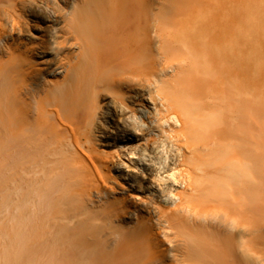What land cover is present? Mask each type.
<instances>
[{
    "label": "bare ground",
    "instance_id": "bare-ground-1",
    "mask_svg": "<svg viewBox=\"0 0 264 264\" xmlns=\"http://www.w3.org/2000/svg\"><path fill=\"white\" fill-rule=\"evenodd\" d=\"M236 4L264 55V0H0V264H264Z\"/></svg>",
    "mask_w": 264,
    "mask_h": 264
},
{
    "label": "rangeland",
    "instance_id": "rangeland-1",
    "mask_svg": "<svg viewBox=\"0 0 264 264\" xmlns=\"http://www.w3.org/2000/svg\"><path fill=\"white\" fill-rule=\"evenodd\" d=\"M246 9V10H245ZM248 9V10H247ZM230 10H232L231 11V14L233 15L231 18H232V20H231V22H230V29H229V31H230V38H232V39H234L233 41H236L237 43H233V41H232V43L233 44H235L236 46H235V48H237L236 50H239V52L237 53L236 51H234L235 50V48H233L232 46H230V51H229V55H230V57H229V60H231V61H229V63H228V65L229 66H231L232 64L235 66H233L234 67V69L235 68H237V69H235V74H237L236 76H234L235 74L234 73H232V75L234 76H232L233 77V83L231 84L232 85V87L234 86L233 84L235 83V84H237L236 85V87H235V89H237L238 88V96L240 97V98H243V100H244V98L248 101V98L250 97V94H249V92H247V91H243V88H242V86L244 85V86H247V84L245 85V83H246V81L248 80V74L250 73V74H252V73H254V72H256V71H259L261 68H264V59L263 58H261L262 60H260V56L261 57H264V55L260 52V51H258V49H257V47H255L256 46V44H257V42H258V40H257V34H258V28H257V26H256V22H257V20H259V13L253 8V9H251V8H246V7H243L242 5H240V4H236V5H233V6H230ZM245 12V13H244ZM244 13V14H243ZM242 16V17H241ZM235 19H238V20H236V22H235ZM256 19V21H255V23H254V20ZM250 21V24L248 23ZM232 23V24H231ZM235 23V24H234ZM243 23V24H242ZM239 24H241V25H239ZM255 24V25H254ZM243 25V26H242ZM232 26H233V28H232ZM256 26V27H255ZM235 27H237V29L235 30L234 28ZM238 27H239V29H238ZM236 32V33H235ZM234 33V34H233ZM233 34V35H232ZM240 35V36H239ZM231 36H233V37H231ZM253 36V37H252ZM238 37H239V39H238ZM252 38H253V40H252ZM231 39V40H232ZM238 40V41H237ZM255 40V41H254ZM243 43V44H241V42ZM244 41H245V44H244ZM246 42H247V44L248 45H246ZM230 43H231V41H230ZM252 43V44H251ZM252 45V47L253 48H251V45ZM232 45V44H231ZM232 47V48H231ZM239 47V48H238ZM246 49H245V48ZM248 47H250V48H248ZM255 47V48H254ZM231 49H233V51L231 50ZM244 49V50H243ZM253 51L255 54H256V56H255V54H253V52L251 51V53H250V51ZM243 50V51H242ZM246 50H247V52H246ZM233 54H231V53ZM235 52H236V55H238V56H236L235 55ZM242 52V53H241ZM250 55H249V54ZM263 55V56H262ZM241 57V58H240ZM251 57V58H250ZM252 57H253V59H252ZM250 58V62L248 61L247 62V60ZM259 60H258V59ZM236 59H238V60H236ZM234 60V61H233ZM252 60V61H251ZM258 60V61H257ZM233 61V62H232ZM256 61V62H255ZM253 62V63H252ZM255 62V63H254ZM259 62V63H258ZM240 64V65H242L243 67L245 66V65H247V67L245 66L244 68L243 67H241L240 65H237V64ZM251 63V64H250ZM260 63L263 65V66H260ZM250 66V67H249ZM233 67H230V68H233ZM254 67H255V69H254ZM257 67V68H256ZM260 68V69H259ZM238 69H240V70H238ZM242 69H245V73H243L244 72V70H242ZM251 71V72H250ZM238 72H239V74H238ZM247 72V73H246ZM245 74V77L243 76ZM249 74V77L251 76ZM239 76H240V78H241V80H240V78H239ZM247 77V79H245ZM234 78L235 79H237V80H234ZM245 81V82H244ZM242 82V83H241ZM241 83V84H240ZM240 86H239V85ZM240 88V89H239ZM242 89V90H241ZM257 90V89H256ZM241 92V93H240ZM240 94V95H239ZM242 96V97H241ZM248 97V98H247Z\"/></svg>",
    "mask_w": 264,
    "mask_h": 264
}]
</instances>
